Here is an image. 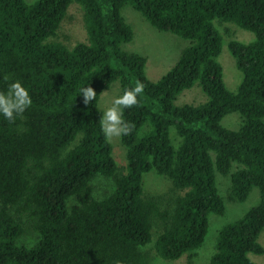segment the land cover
Returning a JSON list of instances; mask_svg holds the SVG:
<instances>
[{
	"label": "trees",
	"instance_id": "obj_1",
	"mask_svg": "<svg viewBox=\"0 0 264 264\" xmlns=\"http://www.w3.org/2000/svg\"><path fill=\"white\" fill-rule=\"evenodd\" d=\"M73 3L87 40L69 48L54 37ZM125 5L189 41L157 81L146 77L144 56L122 48L133 38ZM215 20L254 35L228 42L241 73L235 91L223 81ZM14 80L32 103L12 121L0 115V264H152L150 246L167 261L192 258L209 216L226 211L217 173L229 179L230 202L253 188L259 201L220 227L210 264H256L249 254L264 253V0H0V90ZM116 81L121 95L143 85L123 109L125 169L100 125V96ZM196 83L207 101L176 105ZM88 85L96 97L84 104ZM231 113L241 118L236 129L221 124ZM150 171L177 193L147 196ZM97 175L110 182L100 199Z\"/></svg>",
	"mask_w": 264,
	"mask_h": 264
},
{
	"label": "rangeland",
	"instance_id": "obj_2",
	"mask_svg": "<svg viewBox=\"0 0 264 264\" xmlns=\"http://www.w3.org/2000/svg\"><path fill=\"white\" fill-rule=\"evenodd\" d=\"M27 3H33L36 0H26ZM125 20L133 29V38L131 41L122 45L126 52L137 53L146 58L145 75L151 81L159 80L165 75L177 62L181 51L189 44L172 33L159 31L152 27L140 13L135 11L130 5H125L121 11ZM214 27L222 37V51L218 56V61L223 70V81L230 91H235L241 80V73L235 65V60L228 49V42L231 39L248 43L254 40L253 33L237 27L232 23H224L220 20L214 21ZM54 40L64 43L71 48L78 42L87 40L86 27L84 24L83 10L80 5L73 3L68 7L67 14L57 31ZM120 85L116 81L112 83L108 90L102 92L99 100V108L102 113L111 107L116 97L120 96ZM207 101V97L202 92L198 83L191 88L181 92L175 104L180 106L184 104L198 105ZM238 113H231L225 116L221 122L222 126L229 129H236L241 123L237 118ZM237 123V124H236ZM236 124V125H235ZM112 146V156L119 169L126 168L125 150L120 142V136L108 138ZM95 186L94 196L98 199L109 191L108 183L105 177L97 175L93 179ZM216 185L219 194L224 198L226 211L222 216L211 214L209 216V228L204 244L196 251V255L189 258L184 255L178 260L167 261L158 257L152 250L147 248L151 257L152 264H210V256L215 251V239L217 231L221 226L241 217L251 207L259 201V192L253 188L249 197L244 202H230L227 199V193L230 186L229 179L219 173L216 174ZM143 188L147 196H172L177 192H172V184L163 175L154 171L145 173L143 176ZM102 195V196H100ZM258 242L264 248V229L258 237ZM250 259L256 264H264V253L261 255L249 254Z\"/></svg>",
	"mask_w": 264,
	"mask_h": 264
},
{
	"label": "clouds",
	"instance_id": "obj_3",
	"mask_svg": "<svg viewBox=\"0 0 264 264\" xmlns=\"http://www.w3.org/2000/svg\"><path fill=\"white\" fill-rule=\"evenodd\" d=\"M143 89L142 84L135 88L125 89L116 97L111 107H108L100 118L101 130L105 137L127 135L131 132L130 124L123 117V109L137 102V94ZM83 103L88 104L96 97L94 89L88 85L80 89ZM32 103L28 89L19 80L12 81L6 90H0V115L9 121L22 114Z\"/></svg>",
	"mask_w": 264,
	"mask_h": 264
}]
</instances>
